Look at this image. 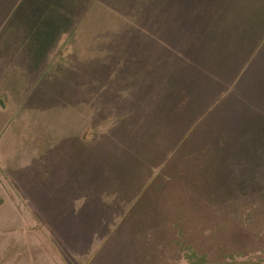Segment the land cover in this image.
Here are the masks:
<instances>
[{
    "label": "rangeland",
    "instance_id": "374dc122",
    "mask_svg": "<svg viewBox=\"0 0 264 264\" xmlns=\"http://www.w3.org/2000/svg\"><path fill=\"white\" fill-rule=\"evenodd\" d=\"M0 264H264V0H0Z\"/></svg>",
    "mask_w": 264,
    "mask_h": 264
},
{
    "label": "crops",
    "instance_id": "0c3cea01",
    "mask_svg": "<svg viewBox=\"0 0 264 264\" xmlns=\"http://www.w3.org/2000/svg\"><path fill=\"white\" fill-rule=\"evenodd\" d=\"M16 170L15 169L11 170V172L13 174L12 176H10V175H8L6 173V175H8L7 178H6V176L4 175L5 176V182L8 185H20V183H21V174L22 173H20L19 169H16Z\"/></svg>",
    "mask_w": 264,
    "mask_h": 264
}]
</instances>
